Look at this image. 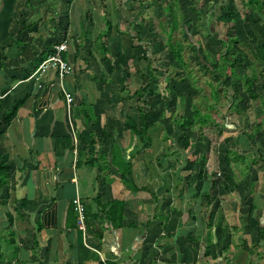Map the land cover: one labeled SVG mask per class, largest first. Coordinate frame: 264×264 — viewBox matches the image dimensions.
Instances as JSON below:
<instances>
[{"label":"crops","instance_id":"0c3cea01","mask_svg":"<svg viewBox=\"0 0 264 264\" xmlns=\"http://www.w3.org/2000/svg\"><path fill=\"white\" fill-rule=\"evenodd\" d=\"M162 3L0 0V165L9 169L0 188V264H264V165H251L256 153L264 159V128L252 149L231 126L216 142L196 125L184 129L189 148H182L177 122L229 97L214 102L210 89V101L200 97L183 55L184 64L168 71L155 41L159 52L149 58L144 26L164 21ZM252 32L264 40V26ZM63 42L72 73L38 71ZM147 71L151 145L138 154L142 144L123 123L137 120L131 93L146 84ZM240 113L253 127L238 131L254 133L258 114ZM170 136L180 142L172 150ZM119 156L145 191L124 188ZM74 199L88 236L68 213Z\"/></svg>","mask_w":264,"mask_h":264},{"label":"trees","instance_id":"16d2710c","mask_svg":"<svg viewBox=\"0 0 264 264\" xmlns=\"http://www.w3.org/2000/svg\"><path fill=\"white\" fill-rule=\"evenodd\" d=\"M173 0L165 1V7L163 9V13L166 16H169L170 25L167 28L165 32L166 37V44L168 47V52L171 54L173 60L175 63L179 66L184 64V61L182 59V52H181V45L177 44L173 46L170 41L172 39V33L177 30L179 23L176 20V13L174 11V6L172 5ZM237 3L236 7L238 8V11L243 14V20L242 23L251 24L253 27H262L264 26V0H233ZM171 4V5H170ZM177 6V3H176ZM226 6L225 2L223 4H219V9L217 12H219L218 17L215 19L213 17H208L206 25L212 26L210 27L212 29L211 34L214 39L217 40L218 47L215 49V53L212 55L207 54L209 65L213 67V72L215 74V77L219 79V86L214 87L210 85L211 94L213 97V101L215 102L218 100L219 94H222L224 98H227L228 96L231 97V101L234 103V105H231L230 109H234L236 114H239L242 109L239 108L238 104L243 101L239 99L237 91L233 89V81L235 79L240 80L242 83V88H244V93L248 101L247 108L251 109L258 114V118L255 119V129L256 131L254 133H247V132H239L238 127H236L234 124L231 125V129H234L237 131L238 136H241L245 143L248 145L247 147L254 149L255 148V142H257L258 134L261 132L262 128H264V69L262 71H256V73L252 74L249 77L242 76L239 72L240 69H242V66L239 64V59H237L236 54H241L239 44L242 43L241 40L243 37L240 35H236V37L231 36L226 37L225 32L227 33L229 29H234V22L235 19L233 18L234 11L231 9L226 13V15H223L224 18H221V13L224 12L223 8ZM177 8V7H176ZM178 11V10H177ZM193 12H195L197 19L200 18L202 15V11L198 9H194ZM229 18V22L226 20ZM224 20V21H223ZM181 21V18H180ZM209 28V30H211ZM222 28V33L219 31ZM227 30V31H226ZM217 33H221L222 35H219ZM255 32H252L251 35H255ZM210 34V35H211ZM225 36V38L223 37ZM242 37V38H241ZM264 50V47H263ZM54 53V48L51 50L49 55ZM49 55L44 56L45 58ZM43 57V58H44ZM44 58V59H45ZM62 58V57H61ZM63 60V59H62ZM205 68V67H204ZM208 68H210L208 66ZM207 69V68H205ZM147 73V82L146 84L140 89L136 91H132L131 94L133 96L137 97L138 99V106L136 108L137 112V120H132L131 118H127V120L123 123V127L128 130V132L131 134V136L138 139V141L142 144L141 149L139 150L138 154L147 152L148 148L151 145V140L147 136V131L150 128V122L148 120L149 117V107L151 105L148 98L154 96V91L150 89V85L152 82V72H146ZM189 78H191V74L189 71ZM230 80V90H232V94L228 95L227 91L229 90V87H226V82ZM257 84H260L262 93H259L257 90H255V86ZM220 89V90H219ZM123 91L122 89H120ZM224 92V94H223ZM128 98L130 97L127 95ZM237 98V99H236ZM217 102V101H216ZM22 102L16 103L10 111L7 112L5 120H8L9 118L13 117L16 113L17 109L21 105ZM209 110H214L215 106L210 105L206 107ZM192 112L194 114L189 115V119H181L177 122V127L182 129L183 135H181V139H184L182 143V148L186 150L189 148V140L185 138L184 129H190L198 124L199 129L201 130V127L205 126L208 121H210L214 126L213 128H219L218 132L214 135V139L217 142L218 139L225 134L227 131H230L229 129H226L224 125H220L215 121L214 119L208 115V114H201L200 110L197 109V107L192 108ZM262 115V117H261ZM69 143L70 141L68 139L64 140V146L69 149ZM257 154V160L256 162H253L251 165L256 164L257 162H260L264 165V159L261 156V153ZM116 170L119 173L121 183L123 184L124 188L129 190L130 192L136 193L138 191H145V189L139 188L136 186V183L134 181V177L132 174V166L131 162H124L122 157L119 156L117 160V164H115ZM8 172L9 169L5 165H0V188H2L8 181ZM230 180V178H228ZM72 213L71 217L73 215V221H74V228H77V218L75 216L74 212V206L71 203V208L68 213ZM69 213V214H70ZM85 231L86 235L88 236L89 232V226L88 222H85Z\"/></svg>","mask_w":264,"mask_h":264},{"label":"rangeland","instance_id":"374dc122","mask_svg":"<svg viewBox=\"0 0 264 264\" xmlns=\"http://www.w3.org/2000/svg\"><path fill=\"white\" fill-rule=\"evenodd\" d=\"M165 1L168 0H162V4L164 9H167V7H165ZM224 2L226 6H224L225 8H223L224 12L221 13L222 15L220 19L222 20V18H224L223 15H226V13L231 9L234 11L233 18L235 19L234 29H229L227 33L225 32V35L228 37L233 34L234 37H236V35H240L243 37H241V40L239 39V41H242V43L239 44L241 54H236L237 59L240 60L239 64L242 66V69L239 70L240 74L242 76L249 77L252 74L256 73V71H262L264 69V40L256 41L255 39H253L254 35H251V33L254 27L251 24H248V26H246V24L242 23L243 14L238 11L236 2H234L233 0H173L172 5L174 6L176 20L179 25L177 30L172 33V39L170 43L173 46L177 44L181 45L183 59L187 63L191 78L195 81V85H197L198 87H202V96L200 97H204L205 99L209 98L210 88L208 87V85L214 86L217 80H219L215 77V74L212 70L213 67L211 66V64L209 65V62H207L208 60L206 59V55L214 54L215 49L219 46L216 39L214 41L213 39H211L212 37H209L212 31L210 27L212 26H209V28L211 29L209 30L206 22L208 17H218L219 12H217V10L219 9V4H223ZM194 9L202 11V15L200 16V18L197 19L195 12H193ZM160 11L162 12V8L159 9V12ZM163 15V17L165 18H163L164 21L162 22L161 20H159V22L154 23L150 19H148L147 24L144 26V30H149V35H151V41L149 43V47L147 48L148 50H150L147 51L149 58H153L154 54L159 52L154 51L152 44L154 43L153 41H155L160 45L159 49L162 50L160 52L164 53L163 56H161L160 53L161 57L159 58V60L161 61V66L163 64V66H165L164 68L169 71L170 69H172V65H175L176 63L172 59L171 54L168 52L166 38H163V34L166 33L165 31L169 27V21L171 20L169 16H166L165 14ZM226 20L229 22V18H227ZM219 31L222 33V28ZM221 33L217 34L222 35ZM223 37L225 38V36ZM153 61H156V58ZM208 66L210 68H208ZM204 67L207 69H205ZM206 70H209L210 73H207ZM236 85L237 87L235 88V91H237L238 96L240 97L239 99L243 100L238 104L239 108L242 109L240 114H242L243 112L250 113L252 111V108H247L248 101L244 93V88H242V83H240V85ZM255 90H257L259 93H262L259 84L255 86ZM228 97L229 98L225 99V102L220 101L219 103H214V110L207 111L206 105L204 104V106L202 105L199 107L200 109H203L202 112L204 114L208 113L212 120L214 119L220 125H227L230 127L232 124H234L237 125L238 129H241V131L246 129L248 130L250 127H253L250 126V122H252V119H243L244 116H239L235 113L234 109H230L231 105H234V103L230 101L231 97ZM165 125H168V123H166ZM213 126L214 125L210 121H208V123L203 126L202 131H211V133L215 135L218 132L219 128H213ZM229 137L221 139V142H226L229 145L228 149H231L232 143L229 142ZM169 140L170 142L168 141L166 142V144L170 147L171 150L172 144L180 143L177 138L175 139L172 136L169 137ZM180 144L182 145V141ZM185 175H187V171Z\"/></svg>","mask_w":264,"mask_h":264},{"label":"built area","instance_id":"2783aa9c","mask_svg":"<svg viewBox=\"0 0 264 264\" xmlns=\"http://www.w3.org/2000/svg\"><path fill=\"white\" fill-rule=\"evenodd\" d=\"M66 44L63 42L59 46L54 48V53L47 56L39 65L38 71L42 72L49 68H55L59 79H62L65 76H68L72 73L71 67L62 60L61 54L65 53ZM64 98L67 104L71 103L72 97L69 94H64ZM74 210L77 214V228L79 231L84 232V208L77 199L72 201Z\"/></svg>","mask_w":264,"mask_h":264}]
</instances>
